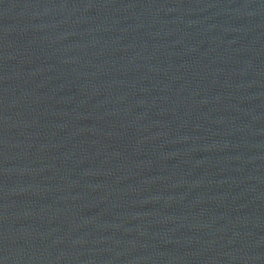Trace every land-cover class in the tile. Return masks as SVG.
<instances>
[{
	"label": "water",
	"instance_id": "water-1",
	"mask_svg": "<svg viewBox=\"0 0 264 264\" xmlns=\"http://www.w3.org/2000/svg\"><path fill=\"white\" fill-rule=\"evenodd\" d=\"M0 264H264V0H0Z\"/></svg>",
	"mask_w": 264,
	"mask_h": 264
}]
</instances>
